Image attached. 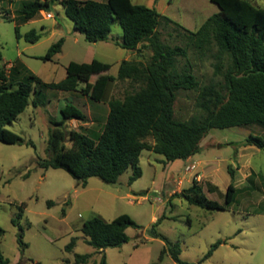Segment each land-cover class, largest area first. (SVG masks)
Returning a JSON list of instances; mask_svg holds the SVG:
<instances>
[{"label":"rangeland","instance_id":"obj_1","mask_svg":"<svg viewBox=\"0 0 264 264\" xmlns=\"http://www.w3.org/2000/svg\"><path fill=\"white\" fill-rule=\"evenodd\" d=\"M246 1L264 8V0ZM132 2L154 8L178 24L162 22L157 33L162 44L186 51L184 57L176 58V65L179 70L186 68L195 77L198 88L177 91L174 117L184 121L201 114L202 111L196 107L198 89L222 83L221 73L228 59L212 43L202 47L191 45L188 32H196L197 29L190 30L182 23L183 20L195 21V25H199L207 16L218 12L216 5L209 0ZM19 9L20 0H0V67L5 70L7 84L12 83V88L27 72L35 74L45 83H58L64 79L69 62L89 63L96 59L110 65L106 75L116 77L120 62L129 55L130 61L144 65L151 58L152 51L146 43L128 51L111 43L85 41L83 35L74 31L72 22L57 3L49 10L40 11L34 18H37L35 23H22ZM15 25L21 35L34 29L41 34V38L34 44L24 39L17 40ZM121 35L120 26L114 24L111 37L118 39ZM61 38L64 39L61 52L52 61L39 59ZM17 62L25 69L19 67L21 72L14 76L10 67ZM219 66L220 73L216 71ZM97 78L92 76L89 82L93 84ZM84 86L80 83L76 91L45 90L38 96L36 107L29 104L18 119L6 127L34 143L31 147L0 142V227L4 230L0 249L8 264H63L64 261L74 264L75 254H89L86 264H98L100 255L85 243L80 228L84 221L92 217L99 216L109 221L120 214L128 215L138 228L126 230L128 241L121 247L102 250L106 264H176L168 252L161 261L158 260L161 250L168 248L166 241L171 245L177 244L180 259L188 263L198 264L212 244L223 241L212 256L200 264H264V149L242 144L249 134L264 138V129L250 126L210 130L201 142L199 155L207 162L202 168H195V164L191 165L192 161L165 163L161 155L143 151L139 158L142 175L130 185L129 192L96 177L89 178L87 186L82 188L66 171L43 170L37 165L38 160L47 158L45 148L51 122L60 121L59 109L65 104H72L86 119L78 123L67 121L66 130L88 134L85 132L88 125L81 124L89 122L90 110L95 112L102 107L107 108L103 102L123 99L138 89L137 85L127 80L108 82L102 101L97 105L83 94ZM99 120L95 118L92 126L94 133H99L103 127ZM148 141L152 143V140ZM65 145L69 147L70 143ZM228 166L234 171L233 186L237 192L234 202L226 210L189 205L177 196L196 181L207 198L223 205L230 183ZM131 173L128 169L117 182L128 187ZM47 201H52L53 206L48 207ZM21 203H25L24 209L19 208ZM20 211L18 221L26 244L23 251L17 243L18 228L11 222ZM159 219L160 222L153 227ZM71 238L76 239V245L68 253L64 248Z\"/></svg>","mask_w":264,"mask_h":264},{"label":"trees","instance_id":"obj_2","mask_svg":"<svg viewBox=\"0 0 264 264\" xmlns=\"http://www.w3.org/2000/svg\"><path fill=\"white\" fill-rule=\"evenodd\" d=\"M209 1L216 5L218 12L208 17L196 32H188V40L196 47L214 44L221 55L227 56L228 64L221 73L222 83L198 89L196 107L202 113L180 121L174 117L176 93L178 90H196L198 83L186 68H177L176 58L184 57L186 51L180 47H168L159 39V25L162 22L178 25L176 22L154 8L133 4L131 0H22L19 9L22 23L34 19L40 11L57 3L72 22L74 31L83 35L85 41H111L130 51L146 43L152 55L146 65L123 60L116 77L105 74L110 69L109 64L92 59L89 63L69 62L64 79L58 83H45L35 74L27 72L15 82V88H12V83L7 84L8 76L0 67V142L34 147L31 140L26 141L6 127L16 121L29 104L36 107L38 96L45 90L76 91L78 85L83 83V94L98 102L106 84L114 80H127L137 85L138 89L123 99L109 100L106 122L100 132L92 136L77 130H66L67 121H84L86 117L72 104L61 107L59 114L62 119L51 122L52 127L48 130L47 158L37 162L40 169L64 170L82 188L87 186L91 177L113 184L130 169L132 173L128 185H131L142 175L139 158L143 151L161 155L165 163L186 160L201 152V142L212 129L250 126L264 129V8L255 7L246 0ZM116 23L122 31L120 39L111 37L112 26ZM14 31L17 40L24 39L27 43L34 44L41 38V34L34 29L21 35L15 25ZM63 44V38L57 40L39 59L52 61L61 52ZM19 67L25 69L17 62L10 67V73L19 75ZM216 68L220 73V66ZM92 76H98L93 84L89 82ZM66 142L70 143L69 147L65 145ZM242 144L264 149V138L249 134ZM227 172L230 183L223 205L207 198L196 181L177 196L189 205L224 211L232 205L237 192L233 186L234 171L228 166ZM46 204L53 206L52 201ZM19 208L24 209L25 203H21ZM20 216L21 211L11 222L18 228L17 243L23 251L26 244L18 221ZM159 222L160 219L153 227ZM128 228H138V225L128 215L120 214L110 221L99 216L92 217L83 222L80 231L85 243L100 255L98 264H106L102 250L125 244L128 241ZM3 234L4 230L0 227V239ZM153 234L156 235L154 230ZM223 243L217 241L212 244L198 264L210 258ZM75 245L76 239L71 238L64 250L70 253ZM167 245V249L161 250L159 261L168 252L176 264H193L180 259L177 244L171 245L166 241ZM89 259V254H75L74 264H86ZM0 264H8L1 249Z\"/></svg>","mask_w":264,"mask_h":264},{"label":"crops","instance_id":"obj_3","mask_svg":"<svg viewBox=\"0 0 264 264\" xmlns=\"http://www.w3.org/2000/svg\"><path fill=\"white\" fill-rule=\"evenodd\" d=\"M106 0H104V1H100V2H105ZM20 2H21V0H20ZM131 2H132V0H131ZM133 3V2H132ZM134 4V3H133ZM217 10H218V8H216ZM49 12V11H48ZM159 13V12H158ZM44 14H51V13H44ZM160 14H162V13H160ZM163 15V14H162ZM47 17V16H46ZM208 18V16L205 18V19H203V21L199 24V25H195V21H184L183 20V23H182V25L183 26H185L186 28H188V29H190V30H195V29H198L204 22H205V20ZM37 19V18H36ZM36 19H32V20H30V21H28L27 23H35L37 20ZM49 19V18H48ZM121 37H118V39H120ZM105 43H111V44H113L111 41H106ZM114 45V44H113ZM116 46V45H115ZM118 47V46H117ZM128 51H130V50H128ZM124 60H130V55H129V57L127 58V59H124ZM122 62V61H121ZM120 62V63H121ZM102 98V97H101ZM100 101H102L101 99H100ZM100 101H98V102H96L97 103V105H98V103L100 102ZM108 102L109 101H107V102H103V103H105L106 105H107V108H105V107H102V108H100V109H97V111H95V112H92L91 110L89 111V122L88 123H85V124H81V125H88L87 127L88 128H85L86 130H85V132L86 133H88V134H95L94 133V131L92 130V126L94 125V121H95V118L97 117V118H99L100 120H99V123H101V125L103 126L104 124H105V122H106V119H107V116H108V111H109V108H108ZM98 112V113H97ZM86 117V116H85ZM18 119V118H17ZM72 121H74L75 123H78V122H83V121H77V120H72ZM78 125V124H77ZM100 125V126H101ZM78 131V130H77ZM149 152V151H148ZM201 153V152H200ZM200 153H198V154H195V155H193V156H191V157H189V158H187L186 160H184V162L185 163H188V162H191L192 161V163H191V165L192 164H195V168L197 167V168H202V166H204V164H206L207 162H206V160H205V157H201L199 154ZM142 154V153H141ZM141 156V155H140ZM190 165V166H191ZM207 165V164H206ZM190 166H186V168H190ZM209 175V174H208ZM201 176V175H200ZM79 184V183H78ZM87 184H88V181H87ZM128 187H129V191H130V185H127ZM169 195H171V194H169ZM110 221V220H109Z\"/></svg>","mask_w":264,"mask_h":264},{"label":"water","instance_id":"obj_4","mask_svg":"<svg viewBox=\"0 0 264 264\" xmlns=\"http://www.w3.org/2000/svg\"><path fill=\"white\" fill-rule=\"evenodd\" d=\"M47 10H49V8H47ZM113 187H118V188H123L125 190V192H129V189L128 187L118 183V182H115L112 184Z\"/></svg>","mask_w":264,"mask_h":264}]
</instances>
